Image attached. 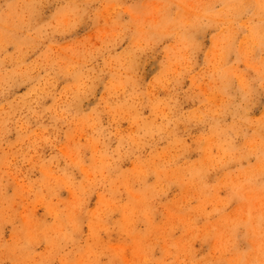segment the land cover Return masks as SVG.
Returning a JSON list of instances; mask_svg holds the SVG:
<instances>
[{"label": "clouds", "instance_id": "9594fccd", "mask_svg": "<svg viewBox=\"0 0 264 264\" xmlns=\"http://www.w3.org/2000/svg\"><path fill=\"white\" fill-rule=\"evenodd\" d=\"M0 264H264V0H0Z\"/></svg>", "mask_w": 264, "mask_h": 264}]
</instances>
